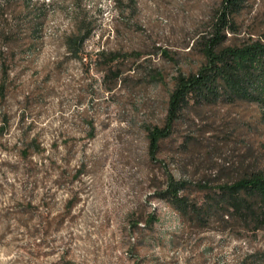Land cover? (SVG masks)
I'll list each match as a JSON object with an SVG mask.
<instances>
[{
  "label": "rangeland",
  "instance_id": "1",
  "mask_svg": "<svg viewBox=\"0 0 264 264\" xmlns=\"http://www.w3.org/2000/svg\"><path fill=\"white\" fill-rule=\"evenodd\" d=\"M55 1L9 55L0 36V264H264V230L186 226L155 194L168 174L199 199V184L264 167L254 106L188 109L147 153V129L164 124L175 77L202 62L221 0ZM75 8L91 22L81 58L63 40ZM263 35L264 0H250L227 42Z\"/></svg>",
  "mask_w": 264,
  "mask_h": 264
},
{
  "label": "trees",
  "instance_id": "2",
  "mask_svg": "<svg viewBox=\"0 0 264 264\" xmlns=\"http://www.w3.org/2000/svg\"><path fill=\"white\" fill-rule=\"evenodd\" d=\"M249 1H220L213 32L204 37L198 47L202 62L195 71L175 77L164 124L147 129V153L151 158L156 156L161 140L172 133L175 121L191 108L200 109L218 103L252 105L258 111L256 123L264 125V35L232 42H227L229 38L226 36V32L233 28L234 15ZM55 4V0H0V36L5 38L7 55L20 39L35 38L49 7ZM75 9L73 29L63 35V40L70 53L79 57V46L89 37L91 22L79 8ZM96 55L97 58L108 56L109 63L119 58L118 54L103 50ZM9 69L3 59L0 62V91L5 88ZM108 72L110 70L105 71L107 75ZM113 73V84L108 90L114 88L120 77V73ZM188 188L184 180L168 174L164 184L155 192L179 214L184 225L222 232L256 233L264 230V167L247 163L239 167L236 176L230 180L213 185L199 184L200 191H203L199 199L191 198Z\"/></svg>",
  "mask_w": 264,
  "mask_h": 264
}]
</instances>
